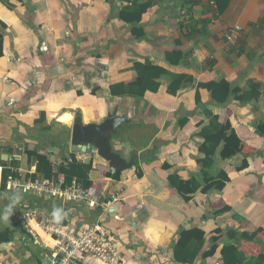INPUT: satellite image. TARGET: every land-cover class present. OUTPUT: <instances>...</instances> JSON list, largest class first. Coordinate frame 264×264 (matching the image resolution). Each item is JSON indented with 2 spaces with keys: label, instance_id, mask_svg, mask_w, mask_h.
Returning <instances> with one entry per match:
<instances>
[{
  "label": "crops",
  "instance_id": "1",
  "mask_svg": "<svg viewBox=\"0 0 264 264\" xmlns=\"http://www.w3.org/2000/svg\"><path fill=\"white\" fill-rule=\"evenodd\" d=\"M113 1L0 0V21L6 24L0 26V235L9 236L0 241L1 258L9 264H48L50 248L42 233L35 238L18 217L25 203L61 209L70 227L101 220L115 231L129 264H181L173 259V247L182 230L194 227L205 231L207 243L193 264H219L218 247L234 243L225 233L212 239L216 230L259 231L261 242L241 241L240 249L264 251V0H152L138 24L145 32L140 39L132 31L135 23L118 15L126 1ZM29 18L35 29L24 20ZM233 25L242 30L230 44L226 34ZM138 64L156 72L143 80L144 92L140 85L119 87L138 77ZM221 78L242 90L250 81L260 83V99L235 107L215 103L198 83ZM45 84L47 89L31 90ZM197 92L219 121L230 120L244 145L232 157L222 158L221 147L215 156L208 173L227 175L223 189L198 190L187 201L169 185L168 176L195 177L201 187L205 183L196 159L202 156L200 131L209 117L196 105ZM41 112L44 120L36 123ZM109 114L124 118L110 136L112 149L126 159L136 151L139 158L116 179L108 176L115 169L95 151H75L79 160L92 161L88 191L93 206L70 207L69 202L39 197L37 189L23 193L14 187L15 180H44L27 177L36 166L28 163L25 148L48 154L57 166L74 152V121L100 123ZM65 127L70 129L68 142L56 152ZM3 161L18 174L4 189ZM115 195L119 199L113 201ZM105 203H110L109 211ZM210 247H216L214 254L203 259ZM78 264L107 263L84 255Z\"/></svg>",
  "mask_w": 264,
  "mask_h": 264
},
{
  "label": "trees",
  "instance_id": "2",
  "mask_svg": "<svg viewBox=\"0 0 264 264\" xmlns=\"http://www.w3.org/2000/svg\"><path fill=\"white\" fill-rule=\"evenodd\" d=\"M110 2H114L113 0H108ZM126 3L120 7L118 12L119 17L125 22L135 23L132 28L133 33L136 34L137 38L145 37V32L143 30L142 25L138 26L141 23L142 15L153 6L152 0H125ZM6 6L10 9H13V5L7 3ZM31 9V8H30ZM32 28H36L31 20L24 19ZM0 26L2 29L6 28V24L0 21ZM191 27V26H189ZM4 54V33L0 32V56ZM140 72L138 73V77L127 83L120 84L119 87H123V89H132L136 85L142 86L141 92L147 88L146 82L143 80L147 76L148 78L154 77L153 75L156 73L155 70L146 69L145 66H140ZM182 79H190L189 77H182ZM141 83V84H138ZM199 86L205 87L210 92L211 98L217 104H226L231 102V104L235 107L237 105H244L245 103H250L251 101H258L261 95V84L250 81L248 84V88L246 90H242L240 86L233 85L229 81L224 78L219 80H214L206 83H198ZM44 88L47 89L48 85L45 84L43 86H34L32 87V91L35 88ZM29 91L30 94L32 91ZM115 91V90H112ZM29 94V93H28ZM20 103H16L13 106L17 107ZM196 105L200 108H203V111L209 117V122L206 126L202 127L200 131V135L203 136V141L199 144V152L202 154L201 157H198L197 163L200 166V171L204 175V184L201 187L200 181L195 177H191L190 179H182L176 173L168 176L169 185L176 189L180 194H182L185 200L191 199V195L198 190L201 192H207L211 188L223 189L226 181L228 180L227 175L221 171L217 176H213L209 174V169L214 163L215 156L218 153L219 148L221 147L219 154L222 158H229L237 153H241L243 149L244 142L236 135L230 120L219 121V117L217 114H213L209 109H207L201 101L199 92L196 94ZM249 105V104H248ZM45 117L44 112H41L40 117L35 121L36 123H40L43 121ZM185 119L182 120L181 124L185 123ZM264 121V120H260ZM28 129V127H26ZM70 129L69 127H65V133L61 134L60 140L57 144H60L59 147L56 145V152H59V149H64L65 144L68 142V133ZM68 132V133H67ZM263 134L264 130H260ZM25 153L27 155L28 163L35 162V171L33 173H28L27 177L35 180L37 176L41 175L44 180L47 181H57L58 178H62L61 186L66 187L71 185L73 181L78 183L84 189H90L92 187V180L89 177L90 169L92 168V161L89 160L87 162H83L79 160L75 151L69 153V158H66V161H61L59 165L55 166L52 164L51 159L48 154L44 152H39L37 149H28L25 148ZM61 155H65L66 153L63 150ZM67 157V156H66ZM123 171H118L115 169V173L113 175L114 178H120V174ZM141 173L138 172V176ZM18 174L14 171L6 161L2 162V171H1V187L6 188L7 181L10 177H17ZM39 200V199H38ZM41 201V200H39ZM68 206L73 207L74 205L82 206V204L67 201ZM66 203V202H65ZM229 207L226 206L217 212H223L228 210ZM68 219L65 218L63 222H67ZM94 222V221H93ZM91 222V223H93ZM101 224H104L101 220H99ZM105 226V225H104ZM108 227V226H106ZM111 228V227H108ZM112 232H115L113 228L110 229ZM216 235L212 237L214 240H218V238L222 234H226V237L232 242H227L221 246H217L219 249L218 256L220 257L219 264H264V251H258L257 253H248L240 249L241 241H254L261 242L258 235L259 231H238L235 229H226L216 230ZM4 236V237H3ZM206 233L203 229L199 227H194L191 229H184L178 235V240L176 241L172 256L175 262L181 264H193L198 255L200 254L202 248H204L206 240ZM3 238H9V236H5V234L0 235V241ZM211 240V238H209ZM216 250L215 248L210 247L209 250L203 252V259L207 257V255H213ZM78 264V262H77Z\"/></svg>",
  "mask_w": 264,
  "mask_h": 264
},
{
  "label": "built area",
  "instance_id": "3",
  "mask_svg": "<svg viewBox=\"0 0 264 264\" xmlns=\"http://www.w3.org/2000/svg\"><path fill=\"white\" fill-rule=\"evenodd\" d=\"M241 26L233 25L226 34V41L234 44L241 34ZM62 178L57 181H13L14 187H19L23 193L30 189H37L40 192L39 197L46 199L61 200L64 202L73 201L82 205H94V200L89 194L88 189L82 188L75 181L66 187L61 186ZM119 199L118 195L112 196V200ZM104 208L109 209L110 203H105ZM109 211V210H108ZM53 209L50 210L47 205L30 206L24 204L23 210L18 215L27 232L35 238L38 230L48 235L53 244H45L50 248V253L46 256L48 264H77L84 256L96 257L107 264H129L118 248L110 228L104 226L99 221L95 223L70 227L67 222L61 219L56 222L52 216ZM0 264H9L0 256Z\"/></svg>",
  "mask_w": 264,
  "mask_h": 264
},
{
  "label": "water",
  "instance_id": "4",
  "mask_svg": "<svg viewBox=\"0 0 264 264\" xmlns=\"http://www.w3.org/2000/svg\"><path fill=\"white\" fill-rule=\"evenodd\" d=\"M123 120V117L112 114L100 123L84 124L80 119L75 120L70 134L71 150L95 151L108 162L111 168L118 171L130 169L134 166L135 160L139 158L136 151H132L131 157L126 159L112 149L110 142L111 134L117 132V127Z\"/></svg>",
  "mask_w": 264,
  "mask_h": 264
},
{
  "label": "clouds",
  "instance_id": "5",
  "mask_svg": "<svg viewBox=\"0 0 264 264\" xmlns=\"http://www.w3.org/2000/svg\"><path fill=\"white\" fill-rule=\"evenodd\" d=\"M13 203H15V201H13ZM11 210H12V206L9 205V207L5 210V212L3 214V219L5 221L8 220V218L11 214ZM52 216L56 222H59L61 219L64 218V214L62 213L61 209H58V208L54 209V211L52 212Z\"/></svg>",
  "mask_w": 264,
  "mask_h": 264
},
{
  "label": "bare ground",
  "instance_id": "6",
  "mask_svg": "<svg viewBox=\"0 0 264 264\" xmlns=\"http://www.w3.org/2000/svg\"><path fill=\"white\" fill-rule=\"evenodd\" d=\"M38 231H40L42 233V235H43L44 240H45L46 243H48V244H53L54 243L53 240L48 235H46L45 233H43L41 230H38Z\"/></svg>",
  "mask_w": 264,
  "mask_h": 264
}]
</instances>
